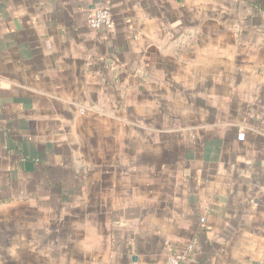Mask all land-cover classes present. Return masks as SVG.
Returning a JSON list of instances; mask_svg holds the SVG:
<instances>
[{
	"label": "crops",
	"instance_id": "0c3cea01",
	"mask_svg": "<svg viewBox=\"0 0 264 264\" xmlns=\"http://www.w3.org/2000/svg\"><path fill=\"white\" fill-rule=\"evenodd\" d=\"M172 255L264 264V0H0V264Z\"/></svg>",
	"mask_w": 264,
	"mask_h": 264
},
{
	"label": "built area",
	"instance_id": "2783aa9c",
	"mask_svg": "<svg viewBox=\"0 0 264 264\" xmlns=\"http://www.w3.org/2000/svg\"><path fill=\"white\" fill-rule=\"evenodd\" d=\"M87 23L88 27L92 30H98L101 28L111 29L114 26V20L110 9L105 6L95 7L88 14ZM237 137L239 140H243L245 135L244 133H239ZM166 264H181V258L178 255H172L167 259Z\"/></svg>",
	"mask_w": 264,
	"mask_h": 264
}]
</instances>
